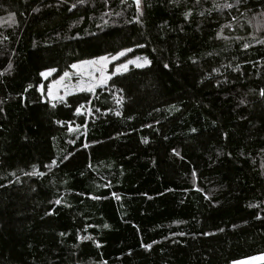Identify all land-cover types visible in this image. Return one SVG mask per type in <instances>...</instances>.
Masks as SVG:
<instances>
[{
    "label": "trees",
    "instance_id": "trees-1",
    "mask_svg": "<svg viewBox=\"0 0 264 264\" xmlns=\"http://www.w3.org/2000/svg\"><path fill=\"white\" fill-rule=\"evenodd\" d=\"M261 13L264 0H0V264L264 253ZM121 51L150 63L42 95L71 64Z\"/></svg>",
    "mask_w": 264,
    "mask_h": 264
},
{
    "label": "snow or ice",
    "instance_id": "snow-or-ice-1",
    "mask_svg": "<svg viewBox=\"0 0 264 264\" xmlns=\"http://www.w3.org/2000/svg\"><path fill=\"white\" fill-rule=\"evenodd\" d=\"M62 2H64V0H62ZM79 3H84V0H78ZM197 2H199V0H197ZM134 3L136 4L137 6V10L139 11V7H140V3H141V0H134ZM239 3H246V0H237V4ZM234 5L232 4H224L222 7L224 8H232ZM76 7V4H72L71 7L68 9L69 11H71L73 8ZM191 13H185V19L187 20L189 15ZM261 16H264V13H261L260 14ZM251 26V25H250ZM225 27H228V28H231L232 25L231 24H227L225 25ZM258 29L259 28H262L264 27V24H258L256 26ZM225 39H227L228 37H224ZM261 43H264V41H260ZM141 47H143V45H140ZM249 45L248 44H245L244 45V48H248ZM125 55V52L124 51H121L119 53L116 54V56L112 57L113 59H116L120 56H123ZM109 57L108 56H101L99 57L98 59L96 60H84V61H81L79 64L77 63H73L70 65V67L74 70H76V72L80 73L81 76H83V67L84 66H97L94 70L95 71H99L100 72V77L97 79L92 72H88V76L90 77L91 80L95 81L93 83H89L87 84V86H80L78 88L79 91H87L89 93H94L95 92V89L98 87V86H103L106 84L107 80L110 79L109 76H105L104 75V68L107 64V61H108ZM139 59V58H138ZM132 63H135V61H131L129 60L127 63H124L122 65H120L118 68H117V71L120 70V68H123L125 70H127V67H128V64H132ZM150 61H148L146 58L144 59V64H149ZM137 67H141L142 65L140 64H137L136 65ZM165 68L168 67L167 64L164 65ZM11 68V64H9V69ZM239 70V66H237L236 69H234V71H238ZM57 70L56 69H47L45 71H42L39 73V75L41 77H44V78H47L49 76H51V74L53 72H56ZM0 75H3V73H0ZM70 76V73L65 71L63 73V75L58 79V80H55L53 81L51 84H49L47 86V97H50L52 99H59V100H64V96L68 95V91L66 90L65 93H64V96H57L56 95V86L60 85L61 81L65 78V77H69ZM79 84L80 85H83L84 84V81L83 80H80L79 81ZM29 87H31V85H29ZM43 87L44 86H41L40 90H41V93L42 95H44V91H43ZM25 91H27V89H25ZM260 96L261 97H264V89H262L260 91ZM241 103H244V101H241ZM53 108L56 107L55 104L52 105ZM83 107V105H80L79 107H77L76 109V112L79 113L81 108ZM0 111H3V109H0ZM97 111H99V109H97ZM119 114V113H117ZM69 131H71V129H69ZM193 131H195V129H193ZM53 164H55V161H53ZM27 175H39V173L37 172H33V173H26ZM57 204L60 203L59 200L56 201ZM249 207H253L252 205H249ZM259 218V217H257ZM105 227H107V225H105ZM63 235V234H61ZM84 239H90L89 237H85ZM145 247H148L150 248L151 246L150 245H146ZM234 264H264V253H262L261 255L259 256H255V257H250L248 258L247 260H243V261H236L234 262Z\"/></svg>",
    "mask_w": 264,
    "mask_h": 264
},
{
    "label": "rangeland",
    "instance_id": "rangeland-1",
    "mask_svg": "<svg viewBox=\"0 0 264 264\" xmlns=\"http://www.w3.org/2000/svg\"><path fill=\"white\" fill-rule=\"evenodd\" d=\"M109 57V59H108V61H107V64H106V66H105V68H104V75L105 76H109L110 78H112L114 75H116V74H120V73H123V72H125L126 70L125 69H123V68H120V70L119 71H117V68L120 66V65H122V64H124V63H127L129 60H131V61H135V63H132V64H128V67H127V69L129 68V67H137L136 65L137 64H140V65H142V66H144V65H146V64H144V59L145 58H143V57H134V58H131V59H128V60H122L121 59V56L120 57H118V58H116V59H113L112 57H110V56H108ZM114 57V56H113ZM99 58V57H98ZM98 58H94V59H90V60H96V59H98ZM139 58V59H138ZM80 62H78L77 64H79ZM141 66V67H142ZM97 66H84L83 67V76H81V74L80 73H78V72H76V70H74V69H72L71 67H70V69H69V71H67V72H69L70 73V76L69 77H65L62 81H61V83H60V85H58V86H56V95L59 97V96H64V93H65V91L67 90L68 91V95H66V96H64V99L67 97V96H69V95H71V94H74V93H77V92H81V91H79L78 90V88L80 87V86H87V84H89V83H93V82H95V81H93V80H91L90 79V77L88 76V72H92L93 73V75L98 79L99 77H100V72L99 71H95L94 69L96 68ZM52 75V74H51ZM63 75V74H62ZM61 75V76H62ZM60 76V77H61ZM50 77V76H49ZM49 77H47V78H49ZM59 77V78H60ZM43 79H47V78H44V77H42ZM59 78H57L56 80H58ZM80 80H83L84 81V84L83 85H80L79 84V81ZM110 79H108L107 80V82H106V84L105 85H103V86H98L97 88H102V87H104V86H106L107 85V83H108V81H109ZM55 81V80H54ZM53 82V81H52ZM52 82H50L49 84H51ZM96 88V89H97ZM95 89V90H96ZM87 92V91H86ZM46 93H47V90H46ZM45 93V94H46ZM45 99L46 100H48L49 102H51V103H56V102H61V101H63V100H59V99H52V98H50V97H47V95H45ZM89 116V110L88 109H86V110H81L80 112H79V118H86L87 119V117ZM72 129H73V127H72Z\"/></svg>",
    "mask_w": 264,
    "mask_h": 264
}]
</instances>
